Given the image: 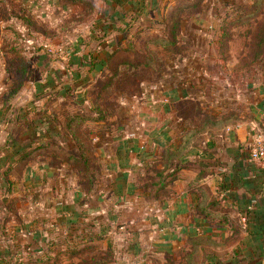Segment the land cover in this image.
Returning <instances> with one entry per match:
<instances>
[{"label":"rangeland","instance_id":"1","mask_svg":"<svg viewBox=\"0 0 264 264\" xmlns=\"http://www.w3.org/2000/svg\"><path fill=\"white\" fill-rule=\"evenodd\" d=\"M88 1L96 6L95 10L71 0H0V150L11 128L15 136L24 131L25 127L12 119L25 107L30 111L28 118L22 117L24 122L46 118L51 122L52 140L61 141L64 150L78 155L80 146L85 144L88 157L87 162H68L62 152L44 149L27 163L15 164L8 178L0 172V225L24 229L29 224L35 230L44 229L43 233L55 242L47 264H98L99 261V264H186L183 246L177 251L152 246L158 236L153 230L158 226L153 224V217L147 222L148 215H157L155 220L163 223V228L159 225V232L167 231L171 225L163 221L166 216L163 201L137 204L144 210L140 216L135 208L129 211L128 202L115 204L112 212L118 219L106 231L97 223L96 232H101L102 237L96 238L92 237L91 229L87 231L83 227L76 231L75 237L64 232L63 225L57 224L58 220L62 222V213L60 217L58 213L64 204L78 205L84 201L93 206L94 200H99L97 194L107 200L108 208L113 193L111 188L103 186L111 179L110 157L126 137L136 138L144 130L154 131L153 103L159 98L151 95L152 84H162L170 91L174 87L183 89L186 96L176 93L174 100V107L182 118L203 125L205 116L213 118L219 112L218 117L225 125L242 124L243 129L256 136L252 145L258 143L264 147V0H158L156 7L144 11L140 26H133L126 36L120 30L106 35L96 29L94 21L103 13L107 0ZM163 35L172 43L163 46L153 43ZM117 49V58L109 60L105 72L92 74V83L79 78L78 72L82 71L83 76L89 69L81 67L85 58L89 59V52L100 54L105 60ZM76 58H80V63ZM123 58L136 62L152 60L137 73H123L112 84H108L107 77L100 80V75L111 72L114 64ZM78 78L85 85L82 93L65 95L63 88L74 86ZM37 84L44 85L43 93L38 91ZM96 104L102 111H98ZM71 113L90 118L103 116L104 123L91 118L74 127L77 128L74 135L67 125ZM120 128L130 134L121 137ZM245 129L243 133L247 134ZM217 133L214 129V134ZM203 137L202 134L199 140ZM36 145H29L30 149ZM3 154L7 152H0V156ZM247 160L249 164L254 162L255 169L262 167L263 172L245 169L246 178L257 177L264 185L261 179L264 160ZM190 169L193 172L188 176L198 177L199 171ZM217 172L226 173L227 178L234 176L233 179L240 174L228 167ZM172 178L169 174L171 183ZM209 179L210 184L203 179L188 188L194 193L203 189L210 201L217 202L212 209L230 212L233 228L228 231L227 239L215 236L216 243L210 248L211 253L224 250V245L231 250L236 241L245 236L249 238L251 225L244 220L246 229L243 230L231 205L229 189L217 182L214 184V178ZM138 181L151 182L155 177ZM171 187L178 189L174 184ZM143 189L162 199L164 193L165 197L171 193L158 190L157 186L156 192L153 187ZM106 207L93 208V215L89 217L109 212ZM41 211L46 215H40ZM7 257L0 264L26 260L19 253ZM216 260L206 251L196 256L199 264H215ZM34 261L27 258V264H44Z\"/></svg>","mask_w":264,"mask_h":264},{"label":"crops","instance_id":"2","mask_svg":"<svg viewBox=\"0 0 264 264\" xmlns=\"http://www.w3.org/2000/svg\"><path fill=\"white\" fill-rule=\"evenodd\" d=\"M151 86H154L151 95L154 98H159L153 103L155 105L154 131L148 133L144 130L143 133H138L136 138L126 137L125 142L123 141L118 151L116 150L115 154L112 153L113 155L109 160L112 165L109 170L111 179L107 183L109 186L107 184L103 186L104 188H109V190L111 188L113 193V201L108 206L109 212L94 214L93 218L89 217L90 214L93 215V212H91V210H94L93 208L101 207L102 205L106 207V203H108L107 200H102L100 195L97 194L96 197L99 198L96 199L99 200H94L95 204L90 207L89 202L85 204L84 201L78 205L64 204L62 211L58 213L59 217L62 213V222L58 220V226L62 227L63 225L64 232L69 233L72 237H75L73 235L81 227L87 231L91 229L93 238L102 237L100 235L101 232H96L97 223L104 227H102L103 231L113 226V221L117 217L112 212L115 204L120 205L128 202L130 203L129 211L135 208L137 209V216H140L144 213V210L141 211L137 204L142 205L147 201L151 204H156L163 201L164 204L162 206H165L166 211L163 221L169 222L171 225L167 227L169 228L167 231L159 232L157 230L160 227L163 228V223L160 224L159 221L155 220L158 216H146L147 222L153 217V224L158 226V229L153 230L154 233H158V236L152 246H161V248L174 249L176 251L183 246V249L186 250V264H199V262H196V256L204 251L211 254L210 246L216 243V240H213L214 237L220 235L221 238L227 239L228 231L233 228V222H231L230 212L227 210L221 212L212 209L216 204L210 201L208 194L203 189H198L199 191L194 193L193 189L188 187H193L203 179H207L208 182L206 184H210L211 180L209 178H214V184L217 182L220 185L222 177L219 175L220 172H217L220 165L223 166V168H220L223 170L227 167L237 172L244 169L238 176H235V179L232 178L234 176L229 178L226 176V182L228 181V185H231L230 187L234 190L231 205L236 209L235 214L241 220V227L243 230L246 229L245 224L242 223L244 220H247V223L251 225L249 238L247 239L245 236L241 240L236 241L235 247L231 248V250L226 249V245H224V250L220 249L219 252L213 251L212 253L217 255L221 261L226 262L230 260L226 257L224 258V256L228 255L230 257L238 249L244 252L253 251L254 245L259 243L261 244L263 255L255 257V255H250L252 254L251 252L247 254L248 257L244 260L245 264H264V233L258 231L264 230L263 184H261V181L258 182L259 179L257 177L247 180L243 177L246 172L245 169L252 170V172L260 171L261 169L263 172V168L255 169L254 162L249 164L250 161H242L240 158L242 154L248 155L250 153L256 136H253L254 134L252 135V132L243 126L247 130V134H244L242 124L239 126H236V124L225 125V121L219 117L209 120L207 126H205V123L202 125L198 122L196 124L192 120L188 121L182 118L174 107V100L177 99L176 93L181 97L186 96L183 89L180 90V88L174 87L175 89L173 88L170 91L158 83ZM149 98L154 99L151 96ZM102 119L99 120L100 124L104 123ZM214 129L219 133L214 134ZM123 130L120 128V131H122L119 133L121 137L130 134V132L127 133ZM202 134L204 137L199 140ZM98 137H101V135L96 136V138ZM6 152L7 154L5 156L3 154L2 158L4 159L2 162L5 163L9 161L8 158H10L12 151L6 150ZM252 161L256 162L254 159ZM190 168H196L199 171L197 173L198 177L194 175L188 176V173L193 172ZM215 170L217 174L213 173ZM169 174L173 175V183L169 180ZM140 175L142 176L139 177ZM152 176L155 177L156 186L160 187L161 191H171L169 196L165 197L166 194L164 193V199H162V197L157 195L151 196L150 192H144L143 188L148 182L139 183L138 180L141 178L143 180L144 178L149 179ZM99 177H101L100 173ZM99 182L102 185L100 179ZM171 184L176 185L179 190H173ZM183 185L188 189L183 188ZM198 202H202L212 212L211 215L214 217L201 214L196 208ZM39 214L42 216L46 215L42 211ZM145 225L142 224V226ZM24 227L22 229L19 226H9L8 224L5 226L0 225V242H2L0 259H6L4 258L5 256L19 253L24 248L32 250L42 248L48 251V246L55 245L54 240L43 233L44 229L35 230L29 224L24 225ZM32 229L33 232H31ZM59 232L61 231L59 230ZM191 241L199 242L198 253L194 255V261H190L191 258L188 256L192 251L190 248ZM221 243L219 242L218 244L222 246L223 244ZM41 252L39 251V253Z\"/></svg>","mask_w":264,"mask_h":264},{"label":"trees","instance_id":"3","mask_svg":"<svg viewBox=\"0 0 264 264\" xmlns=\"http://www.w3.org/2000/svg\"><path fill=\"white\" fill-rule=\"evenodd\" d=\"M71 1H75L78 4H83L85 3L87 6L90 7L91 10H95L96 6L92 3H90L88 0H71ZM158 0H107L105 3V7L103 8V10L100 14V16L98 18L95 19L94 24H95V28L96 29H101L102 31H104V33L106 35H108L110 32H114V30H120L123 36H126L129 34L130 29L135 26V25H139V21L142 19V17L145 15L144 11L146 9H151V7H156V2ZM83 2V3H82ZM117 28V29H115ZM173 35L175 36L176 32H175V28L172 31ZM263 42H264V37H263ZM173 41H176L175 39ZM154 44L156 45H166V44H170L172 43L171 41H169L165 35L161 36L160 38H157L156 40L153 41ZM129 44L131 45V42H129ZM130 49V48H129ZM118 49L114 50V52H112L111 54H108L107 59H102V57H100V54H94V52H89V59L85 58V61L83 62L81 67H89V69L87 71L84 72V75H80V72L82 74V71L78 72V76L79 78L82 77V80L92 83L91 81V77L92 74L95 75L99 73H103L106 71V69L108 68L107 64L109 62V60H112L114 58H117V53H118ZM125 60H119L117 61L114 65L115 67H112L111 72H106L102 75H100V80L103 77H107L108 80V84H112L116 79H119L120 75H122L123 73H125L126 75L130 74L131 72L137 73L141 70L142 67H145L147 65H149L150 61L152 60L151 58H149V60H147L146 62L144 61H131L129 59L123 58ZM76 61L80 63V58H76ZM113 65V62H112ZM98 77V78H99ZM77 79L75 81L74 86H65L63 89L65 90V95L68 92H71L72 95H77L82 93L83 88H84V84H82L81 82H79L81 79ZM96 78V77H95ZM79 82V83H78ZM103 87V86H102ZM37 88L38 91H40V93H43V89H44V85L42 84H37ZM104 89V87H103ZM101 91V88L100 90ZM101 94V93H100ZM99 94V96H100ZM97 100V98L95 99ZM96 108L98 109V111H102L100 109L99 104H96ZM30 110H26L25 107L19 109V113H17V115H15V118L12 119V121H16L18 126L19 125H23L25 127L23 132H18V134L15 136L13 133V130L11 128V130L9 131V134L6 138L5 144L4 146L1 148L0 152L2 151H12L10 154V158H8V162H2L4 159L3 156H0V172L4 175V178H8L10 173L13 172V169L15 167V164H20V163H27L36 153H38L41 150L44 149H51L54 150H58L60 153L62 152V155L67 156L68 162H87L88 157H87V152H86V145L82 144L79 148L80 154H76L69 151V150H64L65 147H63L64 145L62 144L61 141L57 142L52 140V138L54 137V134H52L51 131V122L47 121L46 118H40V120H31V121H23L22 117H26L28 118V114ZM218 114H220L219 112H217ZM218 114H216L213 118L210 116H205L206 117V121L205 124L208 123L209 120H214L218 118ZM48 115V114H47ZM46 115V116H47ZM68 118V130H70L71 133H73L74 135L76 134V130L79 126L80 123H83L87 120L95 119L96 121H99L103 118V116L99 117V118H93V117H89V116H85L84 114L81 113H71L69 114ZM2 122V121H1ZM11 123L10 121L6 122ZM35 124V125H34ZM47 124H50L49 126H45ZM43 125L45 126V129L43 128ZM42 127V128H38V127ZM77 127V128H74ZM42 129V130H41ZM27 135V137L24 138V136ZM24 138V139H23ZM26 139V140H25ZM25 140V143H24ZM34 143H37L36 146H34L33 148L30 149L31 146L29 145H34ZM29 146V147H28ZM64 148V149H63ZM242 161H247V159H250L251 156L248 154H242V157H240ZM218 168H223L222 165L218 166ZM219 175H221L220 177H222V179L225 180V183L222 182V187L225 186L226 189H229V193L231 194L230 196H232V194H234V190L228 185V181L226 182V173H219ZM244 179H248L245 178L244 174H243ZM261 179H264L263 176H261ZM2 183V182H1ZM165 184V182H164ZM227 184V185H226ZM92 186H94V184L92 183ZM147 188L149 187H153L155 188V192H156V182L155 181H151L148 182V184L145 186ZM160 190V187H158ZM233 190V191H232ZM231 191V192H230ZM264 192V191H263ZM264 194V193H263ZM214 204H217V202H215ZM196 208L198 211H200L201 214L208 216L211 215L212 212H210V210H208V208H206L202 202H198L196 204ZM215 215V214H214ZM213 216V215H211ZM214 217V216H213ZM216 217V216H215ZM258 230V229H257ZM264 233V230H258ZM191 246L190 248L192 249V251L190 252V254L188 256H190V261H194V255L197 252L198 248H199V242L197 241H191ZM54 245V244H53ZM53 245L48 246L49 250H44V249H37V250H32V249H27L24 248L23 250H21V252H19V254H21V256H24V258L26 260H20L19 263L17 264H27V258L30 260H35L36 261H42L41 263L47 264L45 262H47V258H49V253H51L50 249L52 248ZM53 250V248H52ZM39 251H42L41 253H39ZM250 255H255L256 257H261L263 255V251L261 249V244H257L254 245L253 247V251L250 252H244L242 250H235V252H233L231 254V256L229 257L228 255L226 256V258L230 261H226L223 262L221 261V259L211 253L210 255H214L212 257H215L217 260L215 261V264H245V260L248 253H251ZM12 254V253H11ZM10 255V252H9ZM238 256H240L238 258ZM8 258L6 259H0L1 262L6 261ZM21 259V258H20ZM235 259V260H234ZM46 260V261H43ZM100 262V261H99ZM98 262V264H99ZM173 264V263H171Z\"/></svg>","mask_w":264,"mask_h":264},{"label":"built area","instance_id":"4","mask_svg":"<svg viewBox=\"0 0 264 264\" xmlns=\"http://www.w3.org/2000/svg\"><path fill=\"white\" fill-rule=\"evenodd\" d=\"M249 154L251 158L254 160H264V147L256 143L254 144V146L253 145L251 146ZM263 189H264V185H263ZM4 258H8V257L5 256Z\"/></svg>","mask_w":264,"mask_h":264}]
</instances>
